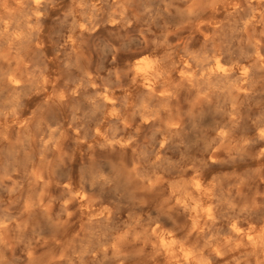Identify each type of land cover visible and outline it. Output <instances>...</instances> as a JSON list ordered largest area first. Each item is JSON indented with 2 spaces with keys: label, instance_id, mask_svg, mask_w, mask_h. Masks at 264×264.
<instances>
[{
  "label": "clouds",
  "instance_id": "1",
  "mask_svg": "<svg viewBox=\"0 0 264 264\" xmlns=\"http://www.w3.org/2000/svg\"><path fill=\"white\" fill-rule=\"evenodd\" d=\"M0 264H264V0H0Z\"/></svg>",
  "mask_w": 264,
  "mask_h": 264
}]
</instances>
